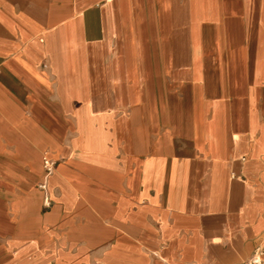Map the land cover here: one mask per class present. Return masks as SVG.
Returning <instances> with one entry per match:
<instances>
[{
	"label": "crops",
	"instance_id": "obj_1",
	"mask_svg": "<svg viewBox=\"0 0 264 264\" xmlns=\"http://www.w3.org/2000/svg\"><path fill=\"white\" fill-rule=\"evenodd\" d=\"M258 244L264 0H0V264Z\"/></svg>",
	"mask_w": 264,
	"mask_h": 264
},
{
	"label": "built area",
	"instance_id": "obj_2",
	"mask_svg": "<svg viewBox=\"0 0 264 264\" xmlns=\"http://www.w3.org/2000/svg\"><path fill=\"white\" fill-rule=\"evenodd\" d=\"M43 160V172L44 178H47L54 170L56 162L45 155L42 157ZM46 181L43 180L37 184V188L46 192ZM46 201V198H45ZM238 264H264V244H258L254 247L251 255Z\"/></svg>",
	"mask_w": 264,
	"mask_h": 264
}]
</instances>
